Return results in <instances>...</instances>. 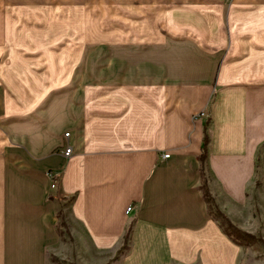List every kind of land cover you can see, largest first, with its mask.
<instances>
[{"label":"crops","instance_id":"0c3cea01","mask_svg":"<svg viewBox=\"0 0 264 264\" xmlns=\"http://www.w3.org/2000/svg\"><path fill=\"white\" fill-rule=\"evenodd\" d=\"M167 1L193 7L162 40L84 42L67 88L1 106L0 264H48L61 214L81 264H239L203 184L264 237V0Z\"/></svg>","mask_w":264,"mask_h":264},{"label":"rangeland","instance_id":"374dc122","mask_svg":"<svg viewBox=\"0 0 264 264\" xmlns=\"http://www.w3.org/2000/svg\"><path fill=\"white\" fill-rule=\"evenodd\" d=\"M188 4L167 0H0V112L4 102L18 101L21 91L67 88L68 75L77 72L84 55L97 57L101 51L86 49L82 43L162 40L168 34L169 13L192 9ZM212 205L211 212L224 232L242 248L239 264H264L262 232L244 229L227 216L240 232L228 227L215 203ZM60 217V247L49 253L48 264H81V259L68 255V244H74L63 215ZM90 260L91 264L98 261Z\"/></svg>","mask_w":264,"mask_h":264},{"label":"trees","instance_id":"16d2710c","mask_svg":"<svg viewBox=\"0 0 264 264\" xmlns=\"http://www.w3.org/2000/svg\"><path fill=\"white\" fill-rule=\"evenodd\" d=\"M207 143H208V137L207 135L204 136L203 138V144H202V154H201V161L202 163L205 161L206 157H207ZM202 189H203V192H204V197L206 199V201L208 202V205H209V210L212 211L213 209V197L210 195L209 193V190H208V187L206 186V184H203L202 186ZM216 212L219 213L223 219L225 220V223L228 227L232 228V229H235V230H238L234 225L233 223L230 221V219L222 214L217 208H216ZM239 231V230H238ZM240 232V231H239ZM226 234L233 240V241H236L234 238H232L231 235H229L227 232ZM245 236H248V237H253V235L251 234H247V233H244ZM237 242V241H236ZM127 246H128V236H126L125 238V242L123 244V246L121 247V249L117 252V255L115 257L118 258L121 254H123L125 252V250L127 249Z\"/></svg>","mask_w":264,"mask_h":264},{"label":"built area","instance_id":"2783aa9c","mask_svg":"<svg viewBox=\"0 0 264 264\" xmlns=\"http://www.w3.org/2000/svg\"><path fill=\"white\" fill-rule=\"evenodd\" d=\"M204 115H205L204 112H202L200 114V116H204ZM69 135H70V132L65 133L66 137H68ZM73 152H74V150H73V147H71V146H66L64 148V150L62 151L63 155L66 156V157L72 156ZM169 157H170V153H164L163 154V158H169ZM49 175H50V178H51V188L52 189H56L58 187V182H59V176L60 175L58 173H55V172H50ZM132 209H133V207H132V205H130V206H128L126 212L130 213V211Z\"/></svg>","mask_w":264,"mask_h":264}]
</instances>
